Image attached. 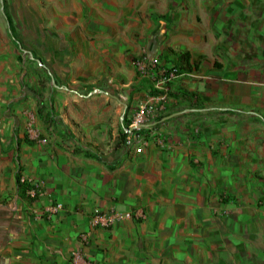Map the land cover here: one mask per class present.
<instances>
[{"label": "crops", "instance_id": "crops-1", "mask_svg": "<svg viewBox=\"0 0 264 264\" xmlns=\"http://www.w3.org/2000/svg\"><path fill=\"white\" fill-rule=\"evenodd\" d=\"M54 4L47 57L62 83L49 102L28 95L20 124L0 117V264H71L78 249L92 264H264V0ZM168 49L199 68L173 81L138 153L122 143L124 117L151 89L133 59L147 50L171 66ZM35 120L47 143L19 137ZM18 171L43 182L34 200ZM96 207L145 216L92 228Z\"/></svg>", "mask_w": 264, "mask_h": 264}, {"label": "rangeland", "instance_id": "rangeland-1", "mask_svg": "<svg viewBox=\"0 0 264 264\" xmlns=\"http://www.w3.org/2000/svg\"><path fill=\"white\" fill-rule=\"evenodd\" d=\"M55 1L0 0V117H4L7 111L13 114L14 118L19 117L20 124V117L24 116H21V113L26 111L30 103L27 96H33L31 89L38 91L44 100L49 102L48 91L62 83L47 57V53L55 47L52 32L57 29L61 22L59 20H62L61 16H56ZM5 13L12 16L20 42H14ZM29 111L34 114L33 108ZM42 113L45 114V111ZM41 117L42 114H35L37 121L39 119L44 126ZM0 121L5 122L2 118ZM27 126L25 130L20 128L19 137H25L27 133L31 135L30 130H34L37 135L31 138L47 143L48 137H42L36 120ZM1 137L3 141L7 139V133L3 129L0 130ZM3 153L4 149L0 150V159Z\"/></svg>", "mask_w": 264, "mask_h": 264}, {"label": "built area", "instance_id": "built-area-1", "mask_svg": "<svg viewBox=\"0 0 264 264\" xmlns=\"http://www.w3.org/2000/svg\"><path fill=\"white\" fill-rule=\"evenodd\" d=\"M133 63L138 77L151 80L154 87L161 91L158 94H150L147 99L138 106L131 115L129 123L125 128V132L127 133V146L135 147L136 151L140 153L150 142L149 135L145 130L151 124L152 120L166 112L168 108L167 99L172 90L170 83L178 77L176 75V70L173 69V65L167 66L160 64L159 60L156 57L152 58L147 50L136 56L133 59ZM30 133L31 136L37 135L34 130H30ZM22 181L29 184L27 190L28 194L32 197H36L43 182L24 176L22 177ZM61 209H63V204L56 203L47 207L45 212L48 215H52ZM144 216L143 209L123 211L117 208L104 210L96 207L92 212L90 224L92 228L110 229L117 221L123 219L144 218ZM81 240L86 244L89 241V232L82 233ZM71 264H92V261L84 255L81 249H78L72 255Z\"/></svg>", "mask_w": 264, "mask_h": 264}, {"label": "trees", "instance_id": "trees-1", "mask_svg": "<svg viewBox=\"0 0 264 264\" xmlns=\"http://www.w3.org/2000/svg\"><path fill=\"white\" fill-rule=\"evenodd\" d=\"M5 17H6L9 29H10V34L13 37L14 42H20V39L17 36L16 30L14 28L12 16L9 13H5ZM167 53L170 55L172 54L173 56L177 57L176 61H172L173 69L176 70L177 77L189 75V74L193 73L194 71L198 70V68H199L198 63L191 64V61H190L191 56H190L189 52H187V51L186 52L185 51H175L174 49H168ZM202 59H204V57H201V60ZM141 80H143L142 85H147L148 87H150L151 94H158L161 92L159 89H156L154 87L153 82L151 80H149V79H141ZM172 84H173V82L170 83L171 87H172ZM65 85L68 88H70V86H71L70 84H65ZM31 92L33 95L37 96L39 99H42V95L38 91L31 89ZM182 92L184 95L191 94V91H189L187 89H183ZM171 95H172V92L170 91V96ZM192 95H194V93H192ZM50 114L51 113H48L47 115H45L46 121H54V119L52 117H50ZM124 122H125V124L129 123V120L127 119L126 116L124 117ZM126 136H127V133L123 130L122 143H125ZM25 141L31 145L35 142L34 139H30V138H28V136H26ZM93 155L100 157V155L97 153H94ZM16 180H17V185L19 188L20 196L22 198H30V199L34 200V198H31L28 196L27 190L29 188V185L25 181H22V176H21L19 171L16 174Z\"/></svg>", "mask_w": 264, "mask_h": 264}]
</instances>
